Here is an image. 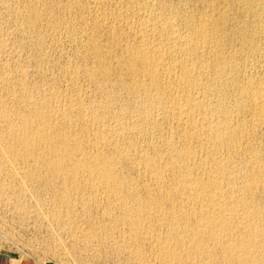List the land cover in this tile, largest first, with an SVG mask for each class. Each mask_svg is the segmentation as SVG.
Masks as SVG:
<instances>
[{"label": "rangeland", "instance_id": "374dc122", "mask_svg": "<svg viewBox=\"0 0 264 264\" xmlns=\"http://www.w3.org/2000/svg\"><path fill=\"white\" fill-rule=\"evenodd\" d=\"M263 104L264 0H0V264H264Z\"/></svg>", "mask_w": 264, "mask_h": 264}, {"label": "bare ground", "instance_id": "6f19581e", "mask_svg": "<svg viewBox=\"0 0 264 264\" xmlns=\"http://www.w3.org/2000/svg\"><path fill=\"white\" fill-rule=\"evenodd\" d=\"M167 20H168V19H167ZM166 22L168 23V21H166ZM162 23H165V22H162ZM152 25H153V24H152ZM155 25H156V23H155ZM163 26H165V25L163 24ZM166 26H167V25H166ZM169 26L171 27V25H169ZM161 29H162V28H161ZM161 29H159V30H161ZM164 29H165V28H163V30H162L163 32H164ZM170 29H171V28H170ZM197 29H198V28H197ZM200 29H201V26H200V28L198 29V31H200ZM139 30H140V29H139ZM154 30H155V28H154ZM208 30H209V29H208ZM147 31H148V30H147ZM149 31H150V30H149ZM167 31H168V30H167ZM152 32H153V31H152ZM201 32H203V31L201 30ZM161 33H162V32H161ZM172 33H173V32H172ZM201 34H202V33H201ZM142 35H143V34H142ZM146 38H147V37H146ZM154 38H155V37H154ZM150 39H151V38H150ZM143 40H144V39H143ZM174 40H175V39H174ZM188 40H189V39H188ZM188 40H187V41H188ZM197 40H198V39H197ZM144 41H146V39H145ZM193 41H194V40H193ZM146 42H148V41H146ZM143 43H144V42H143ZM195 43H196V42H195ZM141 44H142V43H141ZM144 44H146V43H144ZM163 44H164V43H163ZM196 44H197V43H196ZM159 45H160V44H159ZM170 45H171V44H170ZM185 45H186V44H185ZM140 46H141V45H140ZM143 46H144V45H143ZM197 46H198V45H197ZM159 47H160V46H159ZM133 49H134V48H133ZM141 49H142V48H141ZM134 50H135V49H134ZM161 50H162V49H161ZM158 51H159V50H158ZM158 51H157V52H158ZM133 52H134V51H133ZM139 52H140V51H139ZM146 52H147V51H146ZM155 52H156V51H155ZM159 52H160V51H159ZM142 53H145V51H144V52H141V54H142ZM188 53H189V52H188ZM134 54H135V53H134ZM145 54H148V55H149L150 53H145ZM153 54H155V53H153ZM160 54H161V53H160ZM160 54H159V55H160ZM136 55H138V53H137ZM155 55H156V54H155ZM132 56H133V54H132ZM138 56H139V55H138ZM149 56H150V55H149ZM133 57L136 58L135 55H134ZM139 57H140V56H139ZM151 57H152V54H151ZM153 57H154V56H153ZM156 57H157V55H156ZM140 58H141V57H140ZM140 58H139V59H140ZM148 58H149V57H148L147 55H144V57H143L142 59H140V61H141V60H144V59L147 60ZM158 58H159V56H158ZM136 59H137V58H136ZM136 59H135V60H136ZM154 60H155V59H154ZM161 60H162V59H161ZM133 61H134V60H133ZM136 61H138V60H136ZM141 62H143V61H141ZM144 62H145V61H144ZM148 62H149V61H148ZM154 62H155V61H154ZM159 62H160V61H159ZM156 63H157V61H156ZM145 64H146V63H144V65H145ZM154 64H155V63H154ZM158 64H159V63H158ZM144 65H143V66H144ZM147 65H148V64H147ZM152 65H153V64H152ZM154 66H155V65H154ZM145 67H146V65H145ZM161 67H162V66H161ZM146 68H149L148 70H150V68H154V67H151V66L149 67V66H148V67H146ZM131 69H132V68H131ZM154 69H155V68H154ZM151 71H152V70H151ZM155 71L158 72L157 70H155ZM135 73H136V72H135ZM150 73H154V72H150ZM191 73H192V72H191ZM157 74H158V73H157ZM166 74H167V73H166ZM152 76H156V75H153V74H152ZM186 77H187V76H186ZM190 77H191V76H190ZM138 78H139V77H138ZM153 78H154V77H153ZM180 79H181V78H180ZM188 79H189V78H188ZM191 79H192V78H191ZM153 80H155V78H154ZM135 82H136V81H135ZM174 82H175V81H174ZM178 83H179V82H178ZM183 84H184V83H183ZM202 86H203V85H202ZM135 87H136V86H135ZM216 88H217V87H216ZM164 93H165V91H164ZM192 102H193V101H192ZM192 102H191V104H192ZM195 103H196V102H195ZM191 104H190V105H191ZM203 104H204V103H203ZM193 105H194V103H193ZM196 105H197V104H196ZM196 105H195V106H196ZM204 105H205V104H204ZM218 105H219V104H218ZM263 105H264V104H263ZM150 106H151V105H150ZM201 106H202V105H201ZM190 107H191V106H190ZM192 108H193V107H192ZM192 108H191V109H192ZM195 110H196V109H195ZM149 111H150V110H149ZM152 111H153V110H152ZM182 113H184V112H182ZM182 113H181V114H182ZM4 114H5V113H4ZM147 115H148V113H147ZM207 115H208V114H207ZM219 115H220V114H219ZM38 116H39V115H38ZM38 116H37V117H38ZM187 116H188V115H187ZM87 118H88V116H87ZM146 118H147V117H146ZM151 118H152V117H151ZM218 118H219V117H218ZM28 119H29V118H28ZM34 120H36V119H34ZM146 120H147V119H146ZM151 120H152V119H151ZM220 120H221V118H220ZM29 121L31 122V119H30ZM24 122H25V121H24ZM24 122H23V123H24ZM51 123H52V122H51ZM149 123H150V122H149ZM199 123H200V122H199ZM213 123H214V122H213ZM27 124H28V122H27ZM29 124H31V123H29ZM147 124H148V123H147ZM214 125H215V124H214ZM202 126H203V125H202ZM24 127H25V126H24ZM27 128H28V127H27ZM49 128H50V127H49ZM39 129H40V127H39ZM39 129H38V130H39ZM216 129H217V130H216ZM216 129H215L216 132H218V131L221 130V128H219V130H218V127H216ZM224 129H225V128H224ZM43 130H45V129H43ZM210 130L213 132L212 129H210ZM215 130H214V134H215ZM36 131H37V130H36ZM40 131H41V130H40ZM198 131H199V129H198ZM206 131H207V130H206ZM227 132H229V131H227ZM30 133H31V132H30ZM38 133H41V132H38ZM61 133H62V132H61ZM198 133H199V132H198ZM218 133H219V132H218ZM33 134H34V133H33ZM41 134H42V133H41ZM43 134H44V133H43ZM200 134H201V133H200ZM207 134H208V133H207ZM220 134H221V133H220ZM220 134H219V135H220ZM37 135H38V134H37ZM37 135H36V137H37ZM45 135H46V134H45ZM58 135H59V134H58ZM65 135H67V134H65ZM212 135H213V134H212ZM216 135H218V134H216ZM216 135H215V137H217ZM219 135H218V136H219ZM50 136H51V135H50ZM196 136H197V135H196ZM207 136H208V135H207ZM18 137H19V136H18ZM44 137L47 139L46 136H44ZM65 137H66V136H65ZM208 137H209V136H208ZM210 137H212V136H210ZM38 138L40 139V135H38ZM41 138H42V136H41ZM186 138H187V137H186ZM21 139H23V142H25V145H28V146H29L30 143L33 144V142L35 143V142H38V141H39V139L36 138V140H38V141L35 140V141L32 142V139H33V138L29 137V134H28L27 137L23 136V138H21ZM34 139H35V137H34ZM207 139H208V138H207ZM213 139H214V138H212V141H213ZM43 140H44V139H43ZM216 140H218V139H216ZM220 140H221V139H220ZM20 141H21V140H20ZM70 141H71V140H70ZM72 141H73V140H72ZM42 142H44V141H42ZM77 142H78V141H77ZM219 142H220V141H219ZM21 143H22V142H21ZM46 143H47V142H46ZM64 143H65V142H63V144H64ZM211 143H212V142H211ZM22 144H23V143H22ZM219 144H220V143H219ZM23 145H24V144H23ZM38 145H39V144H38ZM52 146H53V145H52ZM56 146H57V145H56ZM30 147H31V146H30ZM58 147H59V146H58ZM24 148H25V147H24ZM24 148H23V149H24ZM41 148H42V147H41ZM55 148H56V147H55ZM76 148H77V147H76ZM24 150H25V149H24ZM29 150H30V148H29ZM46 150H47V148H46ZM49 150H50V149H49ZM65 150H66V149H65ZM78 150H79V149H78ZM80 150H81V149H80ZM54 151H55V150H54ZM56 151H57V150H56ZM182 151H183V150H182ZM185 151H186V150H185ZM55 153H56V152H55ZM65 153H66V152H65ZM67 153H68V152H67ZM187 153H188V150H187ZM188 154H189V153H188ZM57 155H58V154H57ZM184 155H185V154H184ZM59 156H60V155H59ZM66 157H67V156H66ZM183 157H184V156H183ZM104 159H105V158H104ZM80 160H81V159H80ZM213 160H214V159H213ZM95 161H96V160H95ZM107 161H108V160H107ZM110 161H111V160H110ZM110 161H108V162H110ZM77 162H78V161H77ZM86 162H87V161H86ZM98 163H99V162H98ZM63 164H64V160H63V159L56 160V161L53 163V169H55V170H61V169L63 168ZM92 164H93V163H92ZM214 164H215V163H214ZM216 164H217V163H216ZM79 165H80V164H79ZM83 166H84V165H83ZM100 166H101V165H100ZM102 166H103V165H102ZM184 166H185V165H184ZM219 166H220V165H219ZM96 167H98V166H96ZM187 167H188V165H187ZM68 168H69V167H68ZM103 168H104V167H103ZM103 168H102V169H103ZM189 168H190V167H189ZM214 168H216V166H215ZM89 169H90V168H89ZM102 169H101V170L99 169V170L101 171V173H100V171H99V172H97V175H98V173H99V175H100V177H101V180H103V181H111L112 183L110 182V185L113 186V185H112V184H114L113 182H117V180L119 179V178H117L118 176L115 175V177H116V179H117V180H116L115 177H114V175H113L114 173L110 171V169H111L110 166H109V168H108L109 170L106 169V168H104L103 170H102ZM186 169H187V168H186ZM219 169H220V167H219ZM223 169H224V168H223ZM63 170H64V169H63ZM68 170H69V169H68ZM90 170H91V169H90ZM187 170H188V169H187ZM215 170H216V169H215ZM190 171H191V170H190ZM216 171H217V170H216ZM216 171H215V173H216ZM71 172H72V171H71ZM212 172H213V171H212ZM219 172H220V171H219ZM55 173H56V172H55ZM207 173H208V172H207ZM223 173H224V172H223ZM65 174H66V173H65ZM97 175H96V177H97ZM183 175H185V174H183ZM187 175H188V174H187ZM219 175H220V174H219ZM256 175H257V174H256ZM92 176H93V175H92ZM92 176H91V177H92ZM156 176H157V175H156ZM220 176H221V175H220ZM98 177H99V176H98ZM158 177H159V176H158ZM188 177H189V175H188ZM188 177H187V176H183V178H182L183 181H184V183H182V184H184V186L187 185V184H188L187 186L190 185V183H189V182H190V178H188ZM255 177H256V176H255ZM260 177H261V176H260ZM216 178H217V177H216ZM96 179H97V178H96ZM182 179H181V180H182ZM195 179H196V178H195ZM209 179H210V178H209ZM91 180H92V179H91ZM197 180H198V179H197ZM214 180H215V179H214ZM214 180H212V181H213L212 184H214V185L216 184V186H217V183H216L217 181H214ZM96 181H97V180H96ZM119 181H120V180H119ZM119 181H118V182H119ZM194 181H195V180H194ZM198 181H199V180H198ZM191 182H192V181H191ZM202 182H203V181H202ZM94 183H95V182H94ZM107 183H108V182H107ZM120 183H121V182H120ZM179 183L181 184V181H179ZM193 183L195 184L196 181H195V182H192V184H193ZM207 183H208V182H207ZM116 184H117V183H115V185H116ZM192 184H191V185H192ZM204 184H205V183H204ZM210 184H211V183H210ZM99 185H100V184H99ZM104 185H106V184H104ZM107 185H108V184H107ZM117 185H118V184H117ZM117 185L115 186V188H117ZM119 185H120V184H119ZM202 185H203V184H202ZM202 185H201V181H199V182H197V184L193 185L192 187H191V186H189V187L192 188V189H195V190L198 189V191H199L200 189H201L200 191H202V190L204 191V188H206V187H204V186H206V185H203V186H202ZM208 185H209V184H208ZM181 186H182V185H181ZM209 186H210V185H209ZM216 186L214 187V189L216 188V190H217L218 188H217ZM178 187H179V186H178ZM182 187H183V186H182ZM210 187H212V186H210ZM245 187H246V186H245ZM110 188H111V187H110ZM121 188H122V187H121ZM179 188H180V187H179ZM183 188H184V187H183ZM185 188H186V186H185ZM185 188H184V189H185ZM112 189H114V187H113ZM112 189H111V190H112ZM185 190H187V189H185ZM210 190H211V189H210ZM216 190H215V191H216ZM190 191H191V190H190ZM208 191H209V190H208ZM188 192H189V191H188ZM191 192H192V191H191ZM194 192H195V191H194ZM204 192H205L206 194L208 193V194L206 195L205 198H207V196H210L209 193H211V192H207V190H205ZM198 193H199V192H198ZM198 193H197V194H198ZM200 193H201V192H200ZM200 193H199V194H200ZM214 193H215V192H214ZM185 194H187V193H185ZM192 194H193V193H192ZM187 195H188V194H187ZM187 195H186V196H187ZM190 195H191V193H190ZM190 195H189V196H190ZM201 195H202V194H201ZM211 195H213V194H211ZM180 196H182V194H181ZM193 196H194V195H193ZM204 196H205V194H204ZM216 196H217V194H216ZM184 197H185V196H184ZM190 197H191V196H190ZM195 197H196V195H195ZM136 198H137V197H136ZM192 198H193V197H192ZM203 198H204V197H203ZM209 198H211V200H212V196L209 197ZM209 198H207V200H209ZM215 198H216V197H214V199H215ZM214 199H213V200H214ZM225 199H226V198H225ZM198 201H199V200H198ZM209 201H210V200H209ZM215 201H216V200H215ZM223 201H224V200H223ZM189 202H190V201H189ZM216 202H217V201H216ZM195 203H196V202H195ZM209 203H212V202H209ZM209 203H208V204H209ZM213 203H214V201H213ZM241 203H242V202H241ZM193 204H194V203H193ZM202 204H203V203H202ZM216 204H217V203H216ZM211 205H212V204H211ZM227 205H228V204H227ZM200 206H201V205H200ZM202 206H203V205H202ZM214 206L217 208L218 205H214ZM219 206H220V205H219ZM230 206H231V205H230ZM215 207H214V208H215ZM223 207H224V206H223ZM138 208H139V207H138ZM196 208H197V207H196ZM198 208H199V207H198ZM198 208H197V209H198ZM211 208H212V207H211ZM220 208H221V207H220ZM224 208H225V207H224ZM240 208H241V207H240ZM144 209H145V208H144ZM207 209H208V208H207ZM204 210H206V209L204 208ZM221 210H223V209H221ZM228 210H229V209H227V211H228ZM232 210H233V209H232ZM210 211H211V210H209V212H210ZM216 211H217V210H216ZM216 211H215V213L218 212V211H217V212H216ZM229 211H230V210H229ZM233 211H234V210H233ZM191 212H192V211H191ZM195 212H196V210H195ZM207 212H208V211H207ZM219 212H220V211H219ZM219 212H218V213H219ZM222 212H223V211H222ZM257 212H259V211H257ZM198 213H199V212H198ZM201 213H202V215H200L199 217L197 216V217H198V218H197V219H198L197 221H199V227H198L199 230H198V232H197V234H196V236H195L196 238H193V239H192V240H194L195 242H198V243H199V242L201 243V241H199L198 238H200V235H201L202 233L210 234V235H208V236H210V238H211V235H212L214 238L218 237V235H219V233H220V231H221L220 229L223 228V227L225 226V224H226V221H227L226 218H228V215H227V214H228L229 212H225L224 214H222V216H221V220H219V218L216 217V216H219V214L216 215V216H213V215H210V214H208V213L203 214L204 211H202ZM210 213H211V212H210ZM215 213H213V214L215 215ZM233 213H234V212H233ZM199 214H200V213H199ZM199 214H198V215H199ZM211 214H212V213H211ZM220 214H221V213H220ZM189 215H191V214H189ZM193 215H194V214H193ZM219 217H220V216H219ZM186 218H188V217H186ZM189 218H191V217H189ZM195 218H196V217H195ZM235 218H236V217H235ZM191 219H193V218H191ZM228 219H229V218H228ZM231 219H232V218H231ZM249 220H250V219H249ZM197 221H196V223H195V222H194V223L197 224V223H198ZM233 221H234V219H233ZM252 221H253V220H252ZM229 222H230V221H228V223H229ZM189 223H190V222H189ZM228 223H227V224H228ZM197 225H198V224H197ZM232 226H233V225H232ZM188 227H189V226H188ZM190 227H191V225H190ZM195 227H196V226H195ZM192 228H193V227H192ZM196 229H197V227H196ZM225 229H226V228H225ZM192 230H193V229H192ZM259 230H260V229H259ZM177 231H178V230H177ZM181 231H182V230H181ZM183 231H184V230H183ZM195 231H196V230H195ZM193 232H194V231H193ZM250 232H251V231H250ZM173 233H174V231H173ZM173 233H172L173 237L176 238V236H174ZM223 233H224V232H223ZM179 234H180V233H179ZM179 234H177V235H179ZM182 234H183V233H182ZM187 234H189V232H188ZM187 234H186V235H187ZM193 234H194V233H193ZM207 234H206V235H207ZM221 234H222V233H221ZM231 234H232V232H231ZM248 234H249V233H248ZM186 235H185V236H186ZM202 235H203V234H202ZM202 235H201V236H202ZM206 235H205V236H206ZM255 235H256V234H255ZM257 235H258V234H257ZM185 236H184V237H185ZM190 236H191V235H190ZM193 236H194V235H192V237H193ZM220 236H221V235H220ZM170 237H171V236H170ZM170 237H169V238H170ZM187 237L190 238L189 235H188ZM187 237H186V239L189 241V239H188ZM192 237H191V238H192ZM213 237H212V238H213ZM230 237H231V236H230ZM172 239H173V238H172ZM183 239H184V238L182 237V235H181V236L179 235V237L177 238V242H178L179 244H178V243H176V244L180 246V244L182 243V245H183V244H184V240H183ZM229 239H230V238H229ZM248 239H249V238H248ZM170 240H171V239H170ZM170 240H168V241H170ZM174 240H175V239H174ZM200 240H201V239H200ZM203 240H204V239H203ZM216 240H217V239H216ZM222 240H223V239H222ZM238 240H239V239H238ZM241 240H243V239H241ZM190 241H191V240H190ZM214 241H215V240H214ZM218 241H219V240H217L216 242L219 243ZM223 241H224V240H223ZM236 241H237V240H236ZM170 242H171V241H170ZM172 242H173V241H172ZM185 242H186V241H185ZM195 242H194V243H195ZM203 242H204V241H203ZM220 242H221V241H220ZM225 242H226V241H225ZM247 242H248V241H247ZM161 243H162V242H161ZM167 243L170 244L169 242H167ZM192 243H193V241H192ZM192 243H190V244H192ZM228 243H229V242H228ZM252 243H253V242H252ZM202 244H203V243H202ZM224 244H225V243H224ZM162 245H163V244H162ZM165 245H166V247L168 246L167 244H165ZM177 245H176V246H177ZM192 245H193V244H192ZM236 245H237V244H236ZM190 246H191V245H190ZM193 246H194V245H193ZM203 246H204V245H203ZM203 246H202V249H205L206 247L203 248ZM214 246H215V245H214ZM223 246H224V245H223ZM242 246H243V245H242ZM171 247H172V246H171ZM171 247H169V251H167V253L171 251V250H170ZM180 247H181V246H180ZM184 247H185V246H184ZM187 247H188V245H187ZM191 247H192V246H191ZM198 247H199V246H198ZM198 247H197V248H198ZM177 248H178V247H177ZM200 248H201V247H200ZM240 248H241V247H240ZM240 248H239V249H240ZM172 249H173V247H172ZM183 249H184V248H183ZM195 249H196V248H195ZM198 249H199V248H198ZM198 249H197V250H198ZM164 250H165V249H164ZM164 250H163V251H164ZM166 250H168V249H166ZM178 250H179V249H178ZM212 250H213V249H212ZM237 250H238V249H237ZM244 250H245V249H244ZM200 251H201V249H199V252H200ZM203 251H204V250H203ZM203 251H202V253H204ZM206 251H207V250H206ZM188 252H189V251H188ZM190 252H191V251H190ZM208 252H209V251H208ZM173 253H174V252H173ZM212 253H213V252H212ZM171 254H172V253H171ZM176 254H177V253H176ZM176 254H174V255H176ZM206 254H207V253H206ZM231 254H232V253H231ZM178 255H179V254H178ZM246 255H247V254H246ZM172 256H173V254H172ZM173 257H174V256H173ZM192 257H193V256H192ZM201 257H203V256H201ZM165 258H166V257H165ZM175 258H176V257H175ZM215 258H216V257H215ZM215 258H214V259H215ZM226 258H227V257H226ZM248 258H249V257H248ZM206 259H207V258H206ZM197 260H198V258H197ZM199 260H200V259H199ZM213 261H214V260H213ZM207 262H208V261H207ZM170 263H171V262H170ZM204 264H205V263H204Z\"/></svg>", "mask_w": 264, "mask_h": 264}]
</instances>
